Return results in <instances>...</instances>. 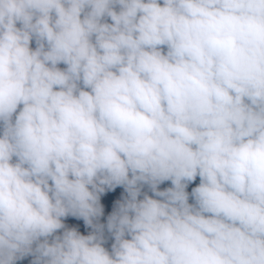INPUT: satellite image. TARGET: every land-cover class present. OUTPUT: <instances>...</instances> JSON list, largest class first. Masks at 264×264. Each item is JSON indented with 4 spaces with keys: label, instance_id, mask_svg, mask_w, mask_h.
Returning a JSON list of instances; mask_svg holds the SVG:
<instances>
[{
    "label": "clouds",
    "instance_id": "9594fccd",
    "mask_svg": "<svg viewBox=\"0 0 264 264\" xmlns=\"http://www.w3.org/2000/svg\"><path fill=\"white\" fill-rule=\"evenodd\" d=\"M23 262L264 264V0H0V264Z\"/></svg>",
    "mask_w": 264,
    "mask_h": 264
},
{
    "label": "rangeland",
    "instance_id": "374dc122",
    "mask_svg": "<svg viewBox=\"0 0 264 264\" xmlns=\"http://www.w3.org/2000/svg\"><path fill=\"white\" fill-rule=\"evenodd\" d=\"M198 182H199V179L197 178L196 183H198ZM167 186H170V185L168 182H165V184L161 185V188H164ZM194 186H195V184L190 185L188 190L190 191L191 187H194ZM121 191H122V189H117V193L115 194V198H119V193ZM112 202H114V196L112 194H109L106 198H102V203H105L106 205H110ZM108 211H110V206L106 207V213H105L106 215H107ZM68 222L74 226L79 227L81 232L86 234V230L82 226V223H83L82 221L77 222V221L71 220V218H70V220ZM23 264H26V262H23Z\"/></svg>",
    "mask_w": 264,
    "mask_h": 264
}]
</instances>
